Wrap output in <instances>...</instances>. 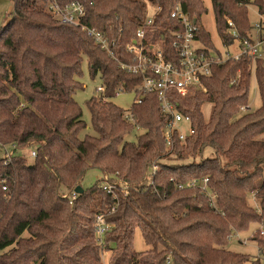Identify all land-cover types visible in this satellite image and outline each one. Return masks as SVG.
Instances as JSON below:
<instances>
[{
  "label": "trees",
  "instance_id": "1",
  "mask_svg": "<svg viewBox=\"0 0 264 264\" xmlns=\"http://www.w3.org/2000/svg\"><path fill=\"white\" fill-rule=\"evenodd\" d=\"M12 2L11 16L0 29V147L12 151L10 158H0V264H98L103 246L95 221L100 214L113 226L105 238L111 264H262L264 237L258 231L254 239L262 258L252 261L227 246L232 234L264 219V60H228L212 67L206 90L174 96L177 110L192 118L193 134L175 140L169 150L158 95L139 91L143 76L121 69L120 63L134 61L128 49L150 6L158 11L145 44L160 42L168 60L177 57L173 33L181 26L171 18L177 5L198 27L197 38L213 47L201 23L207 13L203 0ZM55 2L60 8L82 5L79 24L57 17L51 9ZM252 3L264 16V0H211L225 45L233 42L229 22L242 36L250 35ZM82 26L115 43L112 55ZM84 58L90 77L99 75L104 91L86 101L96 135L80 139L87 125L74 97L84 89ZM253 71L261 106L242 113ZM120 90L141 100L129 110L133 121L112 102ZM205 104L211 105L207 120ZM137 128L142 133L128 141ZM33 146L32 163L16 154ZM90 169L125 183V197L119 202L121 192L107 194L101 181L70 204L65 190L82 187ZM204 179L216 195L214 206L200 187ZM189 182L197 185L179 188ZM250 195L257 208L248 204ZM137 228L149 246L145 252L134 249Z\"/></svg>",
  "mask_w": 264,
  "mask_h": 264
},
{
  "label": "built area",
  "instance_id": "2",
  "mask_svg": "<svg viewBox=\"0 0 264 264\" xmlns=\"http://www.w3.org/2000/svg\"><path fill=\"white\" fill-rule=\"evenodd\" d=\"M51 9L55 15L61 20L79 24V18L84 15V8L78 3H72L65 8H60L55 2L51 5ZM160 10V9H159ZM158 11V10H157ZM171 18L176 20L181 30L173 33V49L176 52L175 60H168L165 51L160 42L150 46L146 45L147 28L153 24L154 15L147 18L144 26L140 27L136 32L135 45L130 47L128 51L134 55V61L130 63L121 62V69L131 73L132 75L143 76L142 83L138 87L139 91L151 94H157L161 105L162 113L166 116L167 122L165 125L164 136L167 149H172L175 140L184 141L188 136L193 134L192 118L189 115H184L177 110V106L173 102V97H186L194 90H206L205 80L212 75V67L222 65L228 60H240L245 57L252 63L256 60H264V16H261L260 23L253 28L255 36H242L232 22L228 23V35L232 39V43L239 42L240 53L234 58H229L223 61L221 56L213 58L210 54V48L204 45L198 38V27L193 23L190 17L183 11L180 5H177L171 14ZM86 31L96 43L107 53L112 55V46L109 39L95 29H88L85 26L81 27ZM252 30V31H253ZM231 43V44H232ZM196 44L201 46L196 47ZM112 45V46H111ZM104 89L98 88V93H102ZM122 93L120 90L118 94ZM135 103H141L137 97ZM250 106L241 107V112L246 113L251 111ZM128 120L133 121L130 113H126ZM181 124L188 125V132L180 133L178 126ZM11 153L5 156L10 158ZM33 157H36V152H32ZM157 167L153 166L152 175L155 174ZM195 182H189L179 186L191 187L195 186ZM203 192L207 193L212 205H215L216 195L210 190L208 179H204L200 183ZM103 191L107 194H115L117 191H122V188L127 189L125 183L117 185H102ZM126 194V191H123ZM70 199V204L76 199L77 194L71 196L66 195ZM113 229L103 214L97 216L95 221V233L103 246L100 256H107L109 251L105 249V238ZM258 233L264 237V219L258 226ZM111 253V252H110Z\"/></svg>",
  "mask_w": 264,
  "mask_h": 264
},
{
  "label": "rangeland",
  "instance_id": "3",
  "mask_svg": "<svg viewBox=\"0 0 264 264\" xmlns=\"http://www.w3.org/2000/svg\"><path fill=\"white\" fill-rule=\"evenodd\" d=\"M203 3L207 9V13L204 14L201 18V23L204 25L205 29L210 33L211 38H212V45L213 47H210V54L213 58H218V56H221L223 61H226L229 58H234L237 56L240 51H239V42L235 41L232 44L225 45L223 41L221 40L219 34H218V29L216 26L215 22V17L213 13V8L211 4V0H203ZM13 11V2L12 0H0V29L2 26H4L9 18L10 14ZM157 11L156 8L150 6L148 8L147 16H153L155 12ZM248 19L251 27H254L260 23L261 20V15L258 12V7L254 5V3L248 5ZM253 30V28H252ZM252 34L255 36L254 30L251 31ZM201 45L196 44V47H199ZM80 82L84 85V89L79 90L75 94V100L77 103L81 106L82 112H83V120L85 121L87 127L83 129L79 133V138L84 139L85 136L90 135V136H95L96 133L94 131V128L92 126V121H91V114L90 111L86 105V101L89 100L92 97L100 95L97 92V89L99 87H102V81L100 76H96L95 78H91L89 75L88 71V61L87 58L83 59L82 62V75L80 76ZM137 99L136 93L135 92H122L118 95H116L113 99L112 102L117 105L119 108L122 110L129 112V110L132 109L135 100ZM248 106L251 107V111L256 110L261 106V95H260V90L258 86V81L256 74L253 71L252 77L250 79V86H249V91H248ZM202 111L205 115V119H209L210 113H211V105L205 104L202 108ZM242 114V113H241ZM178 129L180 133H187L188 132V125L186 124H181L178 126ZM142 133V131L137 128L134 130L126 139L130 142H135L137 139V136ZM264 140V136L261 137ZM35 147H30L28 149L24 150H19L16 152V154L20 156H24L27 158L29 163H32L34 160V157L32 155V152H34ZM5 151L7 153H11V148L6 147V149L0 147V158L5 157ZM12 154V153H11ZM10 154V155H11ZM165 155V154H164ZM171 157V156H170ZM167 157L169 159H173L174 157ZM103 181V184L106 183L108 185H117L122 183L118 178L115 176H105L102 174V172L95 170V169H90L82 182V188L83 189H88L94 184ZM123 190L120 191L121 193L117 196L116 198L120 202V197L123 196L125 197V193L123 192L124 190L127 192V189L122 188ZM74 192H66L65 194L71 196ZM118 193V192H117ZM258 201L255 198V195H250L248 197V204L253 207L257 208L258 206ZM89 214V212L87 211ZM87 213L85 215H87ZM90 217V216H88ZM258 230V225L253 224L250 226V228L247 231H242L238 233H234L231 236V239L229 240L227 249L239 254H244V255H249L251 257V260L254 261L255 258H262V254L259 252V245L258 242L255 241L254 236L256 235V231ZM133 246L134 249L138 252H145L149 249V246L146 244L144 237L141 233V230L137 228L134 233V238H133ZM113 260L112 253H108L106 257L103 256L100 257V261L98 264H111ZM262 264H264V259L261 260ZM250 264V263H246Z\"/></svg>",
  "mask_w": 264,
  "mask_h": 264
},
{
  "label": "water",
  "instance_id": "4",
  "mask_svg": "<svg viewBox=\"0 0 264 264\" xmlns=\"http://www.w3.org/2000/svg\"><path fill=\"white\" fill-rule=\"evenodd\" d=\"M83 192H84V189H83L81 186L77 187V188L74 190V193L77 194V195H80V194H82Z\"/></svg>",
  "mask_w": 264,
  "mask_h": 264
}]
</instances>
